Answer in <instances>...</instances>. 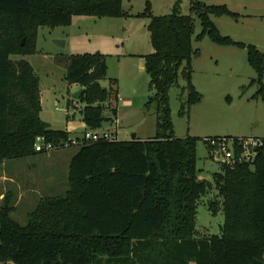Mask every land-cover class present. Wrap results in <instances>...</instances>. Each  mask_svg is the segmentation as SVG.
<instances>
[{"label":"trees","instance_id":"obj_1","mask_svg":"<svg viewBox=\"0 0 264 264\" xmlns=\"http://www.w3.org/2000/svg\"><path fill=\"white\" fill-rule=\"evenodd\" d=\"M176 0L169 15H154L152 4L138 17L150 20L153 52L145 56L146 73L155 95L145 107L156 109L154 138L113 140L81 146L69 167V189L45 197L26 225L11 217L6 204L0 215V264H264V147L253 162L236 158L222 163L211 183L200 177L198 139L177 138L172 121L170 91L183 79L188 92L181 114L202 100L193 84L195 18L203 31L221 46L247 50L257 73L251 85L264 99V52L253 44L223 36L212 17L239 14L226 5L191 0V12L180 11ZM77 17L130 18L124 0H0V162L35 154L38 137L58 148L71 146L68 131H56L42 117L40 77L26 60L38 52L41 27H69ZM66 81L79 85L86 104L83 122L88 131L115 123L106 104L120 99L119 81L110 89L107 57L100 53L66 56ZM116 87V89L114 88ZM224 139V138H208ZM205 143L211 151L207 139ZM220 200L210 203L214 215L224 213L221 236L199 237V201L213 188Z\"/></svg>","mask_w":264,"mask_h":264},{"label":"rangeland","instance_id":"obj_2","mask_svg":"<svg viewBox=\"0 0 264 264\" xmlns=\"http://www.w3.org/2000/svg\"><path fill=\"white\" fill-rule=\"evenodd\" d=\"M209 5H226L239 19L229 16L212 17L220 33L234 41L253 44L264 52V0H200ZM152 4L154 15H169L176 0H124L130 18L77 17L69 27H41L38 32V52L33 56H12L15 61L26 60L40 77L41 117L56 131H69L73 139L84 135L83 109L86 104L75 99L82 92L79 85L66 81V56L100 52L107 57L108 76L101 86L112 87L118 79L120 99L106 104V116L118 113V125L106 123L105 128L118 130L119 140H130L134 135L142 139L153 138L157 133L156 109H146L149 98L155 95L146 73L145 56L153 52L150 20L138 17ZM180 11L191 12V0H182ZM193 45L199 50L193 56V84L202 100L182 115L188 92L183 79L170 91L172 121L177 138L198 139L197 166L200 177L211 183L221 172L223 158L215 159L208 150V138L264 139V99L260 85H251L257 73L248 62L247 50L237 46H221L209 36L197 41L203 28L195 18ZM66 42L57 47L54 40ZM264 83V79H263ZM116 89V87H114ZM113 126V128H112ZM81 146H69L45 154H35L0 162V215L6 204L13 208L11 217L26 225L29 215L41 199L64 195L69 189L68 161ZM68 162V163H67ZM213 185L198 204V236H221L224 213L214 215L210 203L219 201Z\"/></svg>","mask_w":264,"mask_h":264},{"label":"built area","instance_id":"obj_3","mask_svg":"<svg viewBox=\"0 0 264 264\" xmlns=\"http://www.w3.org/2000/svg\"><path fill=\"white\" fill-rule=\"evenodd\" d=\"M117 137L115 134L106 131H87L81 138L73 139L71 146H82L86 143L98 142L101 140L104 141H113L116 140ZM239 145L241 148L240 161L244 162H253L254 159L260 154V149L264 147V139L258 138H239ZM234 139H207V143L209 144L212 155L215 159L219 160L223 158V163L232 165L236 158L235 147H234ZM69 147L68 145L65 147ZM58 148L52 142L48 141V139L44 136L38 137L35 144V151L39 154H45L53 152Z\"/></svg>","mask_w":264,"mask_h":264},{"label":"crops","instance_id":"obj_4","mask_svg":"<svg viewBox=\"0 0 264 264\" xmlns=\"http://www.w3.org/2000/svg\"><path fill=\"white\" fill-rule=\"evenodd\" d=\"M76 20V19H75ZM60 40V39H59ZM63 40V39H62ZM117 119H118V114H117V117H116V125H118V121H117ZM46 122V121H45ZM48 123V122H47ZM50 126H51V124L50 123H48ZM114 124V123H113ZM52 128V127H51ZM112 128H113V126H112ZM53 129V128H52ZM103 130H106V131H109V132H111V133H113V134H115V136L117 137V139H119V133H120V131L118 130V127H117V130H111V128H105V129H103ZM88 130H87V128H86V130H85V132H87ZM69 132V131H68ZM84 132V133H85ZM70 133V132H69ZM70 135H71V133H70ZM156 136V135H155ZM154 136V137H155ZM153 137V138H154ZM72 138V137H71ZM136 138H139V139H141V140H148V139H142V138H140V137H138V134H137V137ZM134 139V138H133ZM133 139H130V140H124V141H131V140H133ZM151 139V138H150ZM57 150H60V149H57ZM56 151V150H55ZM50 154V153H49ZM77 153H75V154H72L71 155V158H69L68 159V161H69V163H71V161H72V159L74 158V156L76 155ZM68 163V162H67ZM70 165V164H69Z\"/></svg>","mask_w":264,"mask_h":264},{"label":"water","instance_id":"obj_5","mask_svg":"<svg viewBox=\"0 0 264 264\" xmlns=\"http://www.w3.org/2000/svg\"><path fill=\"white\" fill-rule=\"evenodd\" d=\"M54 44L57 45V47L64 48L66 42L63 40H54ZM83 95V91L75 95V99L79 100L81 96ZM137 137V135H134V139Z\"/></svg>","mask_w":264,"mask_h":264}]
</instances>
